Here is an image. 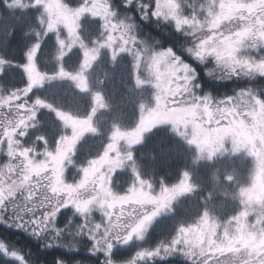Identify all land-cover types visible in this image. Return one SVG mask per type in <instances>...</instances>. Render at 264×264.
<instances>
[{
    "label": "snow or ice",
    "instance_id": "obj_1",
    "mask_svg": "<svg viewBox=\"0 0 264 264\" xmlns=\"http://www.w3.org/2000/svg\"><path fill=\"white\" fill-rule=\"evenodd\" d=\"M124 3L85 0L83 6L70 8L56 0H34L31 8L37 13L44 8L45 14L35 16L33 23L39 27V31L33 30L36 43L23 53L27 63L18 65L24 70L22 78L27 76V86L0 94V151L6 156V162L0 164V223L36 238L42 249L83 250L103 255V264H150L156 257L177 256L189 264H264V179L257 176L256 182L241 187L238 177H229L239 187V199L232 198L239 209L223 219L209 206L212 194L203 204H196L194 212L185 213L188 218L169 216L177 212V206L182 208V198L196 195L200 184L186 170L171 186L160 180L157 191L152 180L142 178L133 156L134 146L147 133L170 124L195 149L194 161L213 160L218 154L243 149L261 157L264 165V83H254L258 78L264 81V0H155L151 12L148 3L139 4L144 20L155 17L158 27L171 29L165 35L172 46H164L158 38L138 40L135 19L116 10ZM126 3L137 6L133 0ZM8 7L28 5L12 0ZM85 16L101 21L94 41L79 34ZM60 25L67 29L69 41L60 38ZM48 33L56 34L58 45L55 59L59 67L51 75L38 71L34 62ZM77 45L82 62L75 71H68L65 57ZM174 48L202 65L209 83L233 80L247 86L238 87L232 95H213L205 90L197 69ZM101 49H111L113 60L118 53L131 51L135 67L139 69L143 63L147 75H137L135 82L137 87H151L152 103L139 105V121L130 130L113 124L102 155L79 168L80 178L69 182L65 172L73 163L77 144L85 134L99 132L94 118L100 108L108 107L104 98L94 93L90 114L83 118L40 98L30 106L16 101L46 80L57 78L69 79L82 92H89L88 72ZM8 64L11 62L0 59V72ZM40 109L54 112L59 121L55 137L35 131ZM50 140L55 144L52 150L47 147ZM37 144L43 152H37ZM125 167L131 169L133 179L121 194L113 190L112 177ZM61 215L63 226L57 220ZM157 233L164 239L156 240L155 247H143ZM132 248L138 250L130 259H115ZM0 253L26 264L19 250L3 241ZM53 264L69 261L55 258Z\"/></svg>",
    "mask_w": 264,
    "mask_h": 264
},
{
    "label": "trees",
    "instance_id": "obj_2",
    "mask_svg": "<svg viewBox=\"0 0 264 264\" xmlns=\"http://www.w3.org/2000/svg\"><path fill=\"white\" fill-rule=\"evenodd\" d=\"M110 2L119 4L120 0H110ZM141 3H147V1L136 0L134 2L137 5L136 7L125 5L124 3L122 7L117 8V11L135 18L136 23L139 25L137 32L142 39L151 40L152 38H158L163 41L164 46H172L170 38L165 35V32L171 31V29L167 26L165 28L158 27L154 23V18L144 21L140 16L142 13L139 4ZM36 15L38 16V13L35 9H13L0 0V58L10 61L11 65L14 66V69H11V71L7 70L0 76V84L4 91L26 87L25 76L22 78L23 69L18 67V65L25 63L26 57L22 60L23 53L36 41L33 34V30L37 31L39 29L38 24L33 23ZM181 40H183V37H181ZM174 51L178 55H181L186 63L191 64L197 69V72L201 74V83L204 85L205 90L213 92V95H232L234 94L233 90H238V87L247 86L233 80L225 82L212 81L209 83L207 77L203 76L202 65L192 57H187L184 53L182 54L179 49L174 48ZM119 70L125 74H119L118 79L104 80L103 85L108 90L104 92L107 93V97L110 100L117 104L119 108L117 112H120L121 116L124 117V124L129 125L136 120L138 109L136 110L135 105L132 106L131 110L121 105L122 97H124L123 94L128 97L127 91H122L121 89V82L127 76V84H132V77L122 67H119ZM254 83L256 86H259L264 81H260L258 78L257 82ZM47 86L45 85L40 89L33 90V93L27 99L33 104L36 98H40L52 103L63 111L72 114L85 113L86 109L84 108L88 100L84 97L83 93L78 92L79 90L68 88L66 85L55 89L52 86ZM21 101L20 99L16 103H21ZM46 110L40 109L37 113V119L40 120V124L35 131L44 134L46 137H55L60 131L59 121L56 119L54 112ZM153 131L152 134L144 139L134 153L135 162L138 165L142 178L152 181L163 180V182L172 184L181 177L183 171L193 172L199 177L197 183L200 184L196 195L205 200L211 194L209 192L211 191L210 186L212 184L208 181V178L215 177L214 173L220 174L218 165L214 164L213 167L204 166L206 173L200 168V165H195L194 154L187 151L186 145L181 142L180 138L172 134L170 130L158 128ZM58 138L57 136L56 139L58 140ZM47 147L54 148L55 144L50 140ZM36 148L37 150H41L43 147L37 144ZM188 155L192 159H188ZM212 197L214 196L212 195ZM199 203L200 201H197L195 205ZM188 208L189 206H185L182 211L178 208L174 215L185 217V213H189ZM158 239H164V237L157 233L153 236L152 241L143 246H155V242ZM0 241L7 243L10 248L19 250L20 255L29 264H53L55 258H65L69 261V264H71L72 260H79L81 264H96L98 260L99 264H103L99 255H93L83 250L72 253L62 248L42 249L41 242L36 238L19 229L7 227L2 223H0ZM129 253L125 252L120 257L126 256ZM0 264L12 263L10 260H6L5 256L2 258L1 254ZM150 264H189V262L179 257H166V259L158 257L154 261H151Z\"/></svg>",
    "mask_w": 264,
    "mask_h": 264
},
{
    "label": "rangeland",
    "instance_id": "obj_3",
    "mask_svg": "<svg viewBox=\"0 0 264 264\" xmlns=\"http://www.w3.org/2000/svg\"><path fill=\"white\" fill-rule=\"evenodd\" d=\"M2 1L5 2L7 5L12 2V0H2ZM135 1L136 0H133V3ZM145 1H147V3L151 7V8L149 7L148 11L149 12L154 11L155 10V0H145ZM21 2L24 3L25 5H28V7L23 8V9L31 8V6L34 4V0H21ZM56 2L65 4L70 8H78L84 5L85 0H56ZM95 2L102 4L104 0H95ZM189 2H193V0H189ZM199 2H203V0H199ZM125 5H128L126 3V0H125ZM118 12H121V11H118ZM140 16L143 19V15L140 14ZM121 18H123V16ZM153 18L155 19V17ZM144 21H148V20H144ZM80 23L82 27V30L79 33L80 35H85L88 38H92L93 41L98 38V34L101 31V21L98 18H92L90 16H85V17H82ZM37 31H39V29ZM113 35L118 36L119 33H113ZM136 35H137L138 40L142 39L141 36H139L137 31H136ZM59 36L61 39H64L66 41H69L71 39V37L69 36L67 32V29L63 25H60ZM44 39L46 40V42L43 45V42L41 41V50H37L36 55L34 57V62L36 64L38 71L47 72L49 75H51L59 67L58 62L55 59V57L58 55V45L56 47V34L48 33V35L45 36ZM85 43L88 44L89 47L94 46V44L90 43L89 41H85ZM184 54L187 57L188 56L191 57L190 55L186 53ZM80 62H82V53L77 45L72 49V53L68 57H65L64 67L68 71H75L76 69H78ZM25 63H27V58H26ZM119 67H122V69H125V71H127L129 75L132 77V84H127V76L121 82L122 91H127L128 93V97H126L123 94L124 97H122L121 105L128 107L129 110H131L132 106L135 105L136 110L138 109L136 120L132 124H129V125L124 124L123 122L124 117L121 116L120 112H117V110L119 111L117 104L113 102L112 100H110L107 97V93L104 92V91H108L103 85L104 80L115 79V78L118 79L119 74H125L123 72H120ZM11 69H14V66H12L11 64L5 65L4 72L7 70L11 71ZM111 73L113 74L111 75ZM2 74L4 73L0 72V76ZM88 75L90 78L89 84L91 88L89 92H82L80 89H78L75 86L74 82H72L69 79H59V78L53 79V80H46L42 86H37L36 88L33 89V90L40 89L45 85H48L47 87L52 86V88L55 89V88L61 87L62 85H66L68 88H71V89L75 88L79 90L78 92L83 93L84 97L88 100V103L86 104L84 108L86 109L84 114L74 113L73 115H77L82 118L90 114L91 107L93 106L92 97L94 93L99 92L101 96L104 98V103L108 105V107L100 108L96 114V117L94 118L96 126L99 129V132L97 134H92V133L85 134V136L77 144L76 150L74 154L72 155L73 163L67 167L66 172H65V175L69 179V182H72L73 178L74 179L80 178V173L78 171L79 168L83 166H87V162L89 160L96 159L99 155H102L104 147L108 143V136L110 135L111 127L113 124H118L119 126H121L122 129L130 130L139 121V117H140L139 105L141 104V102L147 101V104L152 103V91L153 90L151 89V87L148 85H145L143 87H137L136 85V82H135L136 76L139 75L141 78H144L147 75V71L143 63H141V66L139 69L135 67V60L133 58L131 51L124 52V53H118L116 59L113 60L111 56V49H101V54L99 58L97 59V61L93 63L91 69H89ZM24 76L27 81L26 74ZM225 81H231V80H225ZM225 81H218V82H225ZM2 88L3 87L0 84V94L6 95L7 92L4 91ZM32 93L33 91L29 93L27 97L21 95V98H20L22 100L21 102H26V106H30L32 104V102H30L27 99ZM158 128H166L170 130L172 134L180 138L181 142L186 145V147L188 148L187 151L194 154L195 156V149L192 146L188 145L186 141L183 140V138L178 136L177 133L173 131L172 126L170 124L159 125L157 128H154V129H158ZM153 130L147 133L144 139L150 134H152L154 132ZM2 138L3 137H1L0 139ZM139 145L140 144L134 146L133 156H134L135 150L138 148ZM226 147H229V148L231 147L230 141L226 142ZM48 148L49 150L54 149L51 147H48ZM43 151H44V148H42L41 150H37V152H43ZM187 158L192 159L190 156ZM5 162H6V156L4 155L3 151H0V164H3ZM214 164H217L219 167V171H220L219 176L221 177V179L218 181L214 176H212V178L211 177L208 178V181H210L212 184L210 186L211 191L209 193H211L214 196L209 200V206L213 208L215 213L218 216H220L221 219H223L225 215H228V216L233 215L239 209L238 202L231 198L232 194L238 191L239 187L237 186V183L228 181L226 178H224V176L229 172H234L239 178V181H240L239 186H244V187L249 186L248 185V172L251 166V158L247 157V155L244 152H240V153H235V154L226 153L223 155H218L212 161H208L206 159L195 161V165H200V168L205 172L206 170L204 169V166L213 167ZM193 176H194L195 181L197 182L199 180V177L196 176L195 173H193ZM181 178H182V174H181V177L174 183L172 184H169L168 182H164V183L171 186L173 184L178 183ZM132 179H133V173L131 172V169L129 167H125L124 169L117 170V172L113 174L111 186L114 191L120 192L121 194H123V192L126 191L127 188L130 186ZM144 179H147V178H144ZM153 182H154V186L156 187V190L159 191V186H158L159 181L154 180ZM197 201H200V203L203 204L205 200L198 197L197 195L182 198L181 203H183V206L182 208L177 206V209L179 208V210L182 211V209L185 206H189L188 208L189 212H194L195 203ZM61 211L64 212L65 210L62 209ZM168 215L173 216L174 214H168ZM95 216L98 219L99 213H96ZM164 218L165 217H160L159 219H164ZM57 220H58V225L63 226V220H64L63 216L62 215L58 216ZM147 247H155V246L148 245ZM137 250L138 249H135V248L129 249L127 251V252H130L129 254H127L126 256H122V257L120 256L116 257L115 259H117L118 261H126L130 259L132 256H134L135 251ZM1 254H2V258H4L3 253H0V257H1ZM96 255H99V254H96ZM5 257H6V260H10L12 264H19L18 261H14L12 258L7 257V256ZM99 258L101 262H103L104 260L103 255H99ZM179 258H183V257H179ZM162 259H166V258H162ZM26 264H29V263L26 262Z\"/></svg>",
    "mask_w": 264,
    "mask_h": 264
},
{
    "label": "clouds",
    "instance_id": "obj_4",
    "mask_svg": "<svg viewBox=\"0 0 264 264\" xmlns=\"http://www.w3.org/2000/svg\"><path fill=\"white\" fill-rule=\"evenodd\" d=\"M42 14H45L44 8H41L40 12L38 13V16ZM141 103L147 104V101H142ZM240 152H244L247 155V157L251 158V166L248 172V185H251L252 183L256 182L257 176H260L261 179H264V171L261 170L262 168H264V165L261 164V157L252 156L249 154L247 150H243V149ZM226 153L228 152H224L218 155H223ZM205 159L208 161H212V159H208L207 157H205ZM214 175L218 181L221 179V177L218 174L214 173ZM229 177H232V179L235 180L237 175L234 172H229L224 176V178H226L227 180ZM238 183H240V181H238ZM241 187H244V186H241ZM231 198L239 199V188H238V191L232 194Z\"/></svg>",
    "mask_w": 264,
    "mask_h": 264
}]
</instances>
